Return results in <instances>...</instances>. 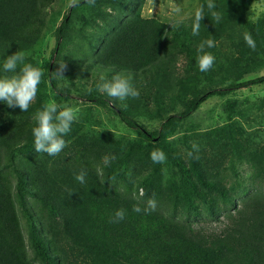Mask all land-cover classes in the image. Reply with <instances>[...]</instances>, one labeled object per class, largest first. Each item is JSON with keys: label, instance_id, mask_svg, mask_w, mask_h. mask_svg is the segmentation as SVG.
Here are the masks:
<instances>
[{"label": "trees", "instance_id": "trees-1", "mask_svg": "<svg viewBox=\"0 0 264 264\" xmlns=\"http://www.w3.org/2000/svg\"><path fill=\"white\" fill-rule=\"evenodd\" d=\"M145 1L95 0L93 5L78 0L55 32L54 54L61 55L62 42L76 24L81 26V37L89 40L86 26L104 22V31L92 37L94 44L89 43L96 57L86 69L98 67V76L103 73L111 78L130 72L139 93L143 86L148 92L127 102L111 99L96 87L88 89L86 82L77 88L81 82L74 80L72 62L63 73L66 85L52 75L58 64L46 61L40 51L48 11L55 0H0V76L11 75L4 72L3 64L17 51L25 54V63L44 72L27 112L0 101V264H264V192L242 190L238 204L239 185L210 179L192 147L188 153L193 155L185 160L170 144L183 123L207 100L264 84L263 76L221 88L226 75L237 70L235 65L215 70L219 63L215 58L206 73L209 86L198 89L205 72L195 61L198 46L207 39L226 38L233 48L244 51L245 32L252 35L256 50L264 53V15L256 22L247 18L249 8L258 0H213L214 10L222 15L219 23L207 8L208 0H199L204 19L195 36V15L188 22L168 25L143 16ZM205 50L216 55L215 47ZM175 51L190 59L195 75L183 80L181 89L194 96L182 111L168 115L163 94L174 73L171 58ZM191 67L187 72H192ZM214 70L222 74L217 80ZM245 73L247 70L241 76ZM74 90L81 101L72 98ZM49 100L61 106L81 103L84 107L64 137L67 146L56 156L37 152L32 133L36 111ZM225 106L231 120L226 137L236 142L239 158L231 165L248 157L255 162L253 168L264 174V144L256 139L261 135L258 127L249 124L248 130L236 121L237 99H227ZM101 108L127 127L123 133L117 135L102 127ZM156 120L159 125L148 130L146 122ZM246 142L249 146L256 143L255 150L245 147ZM197 145L201 149L205 144ZM158 149L166 155L163 163L151 159ZM132 163L147 166L145 174H131ZM81 170L87 173L83 184L75 179ZM12 178L15 183L11 185ZM151 198L157 206L146 213L143 209ZM134 205L142 211H133ZM121 208L126 211L125 218L111 222ZM20 215L26 220L27 236ZM201 217L212 221L223 218L224 223L219 229L204 230L195 223Z\"/></svg>", "mask_w": 264, "mask_h": 264}, {"label": "rangeland", "instance_id": "rangeland-1", "mask_svg": "<svg viewBox=\"0 0 264 264\" xmlns=\"http://www.w3.org/2000/svg\"><path fill=\"white\" fill-rule=\"evenodd\" d=\"M128 1L134 2L135 0ZM137 1L139 2V0ZM68 5L69 0H55L52 7L49 9L47 28L44 29V40L40 51L41 55L45 57L46 61L53 60L54 62L56 60L58 66L60 63H65L67 66L72 62V75L75 76L74 80L81 82L80 85H76V87H84V83L86 82V87L88 89H94L96 87L99 90L98 85L111 80V77H106L103 73L98 76L95 72L98 67L95 69L90 68L88 70L86 68L90 64V60L96 57V51L91 50L89 43L92 41L94 44L95 41L92 40V37L104 31L102 28L104 22H100L94 27L89 25L86 26V35L89 40L81 37L79 32L81 26L76 24L71 33L66 37V41L62 42L64 48L61 52L62 54H54V49L56 47L55 32L63 17L68 14L71 8ZM177 6L180 7L181 11L179 14H174L172 10ZM198 9L199 0H146L144 3L143 16L155 17L168 25H172L176 21L188 22ZM263 15L264 0L253 2V5L247 12V18L251 22H256ZM256 49L257 47L255 50L251 49L247 44L244 46V51L241 49H235L226 38H221L215 42V58H217L219 62L218 64H215V70L227 68L229 65H235L234 69L237 70L234 74L226 75L227 78L220 86L221 88H226L232 82L235 84H242L264 76V53H261L262 51ZM65 58L68 59L65 61ZM197 58L195 60L196 67L198 66ZM172 59L174 73L169 77L168 83L165 87L166 93L163 94V101L165 102L163 107L165 110L167 109L168 115L182 111L184 105L189 100H192L194 96L191 93L183 92L181 89L182 81H188L192 75H195L193 67L189 66L190 59L188 55L186 53L178 54V52L175 51L171 60ZM82 61H85V63H82ZM189 67L192 68L191 73L187 72ZM234 69L231 68V70ZM245 70H247V73L241 76ZM209 71L202 74L198 89L204 85L209 86L210 80L206 75ZM221 76L222 74L220 72L215 71L216 80ZM78 78H83V80ZM60 80L62 85H66V75ZM139 89L141 90V85L139 86ZM145 92H148V90L144 89L143 86L140 93ZM78 95L79 94L74 90L72 98L81 101V99H77L79 98ZM227 99L238 100L239 110L237 109L238 112L236 114L238 115L236 116L237 118H235L236 121L242 122L246 129L249 128V124L258 127L257 131L260 132L261 135L259 137L256 136V139L260 144H264V84L236 89L233 94L218 96L207 100L199 110L192 114L183 123L179 133L171 140L170 144L173 149H178L177 152L186 160L189 147H192L193 143L197 144L203 141L205 145L199 149L197 154L204 166V171L210 179H222V181L226 182L228 186L233 183L236 184V187L239 185L240 188H237V192L239 193V195H237V202L240 204L243 198V196L240 195L242 194V190H247V192H250L251 194L260 190L264 192V174L261 169L256 170L253 168V163L255 162H252L250 160L251 158L248 157L243 158L242 161L238 160L234 165H231L232 161L239 158L235 155L237 148L236 142L226 137V132H229L227 129L229 126L228 124L231 123V120L226 116L227 111L225 102ZM130 100L131 98H128L125 101L130 102ZM145 101L153 103L149 100ZM71 107L78 108L79 112L84 109L81 103H74ZM99 116L101 123H103L102 127L104 126V129L106 130L116 131L117 135L121 134V132L123 133L127 128L124 124L118 123L116 115L111 113L108 109L101 108ZM158 125V120L148 123L146 122L145 124L148 130L156 128ZM241 138L243 140L242 136ZM221 141H227V143L220 144ZM244 146H248L251 151H254L256 143L249 146L248 142H246L244 143ZM146 168L147 166L143 167L141 164L136 166L132 163L130 165V173L139 174V176H141L142 174H145L144 171H146ZM13 183H15L14 178L11 180V185ZM20 221L25 236H27L26 220L21 215ZM195 223L199 228H203L204 230H213L221 228L224 219L221 218L218 221H212L208 218L201 217L199 222ZM30 255L32 254L30 253Z\"/></svg>", "mask_w": 264, "mask_h": 264}, {"label": "clouds", "instance_id": "clouds-1", "mask_svg": "<svg viewBox=\"0 0 264 264\" xmlns=\"http://www.w3.org/2000/svg\"><path fill=\"white\" fill-rule=\"evenodd\" d=\"M89 4L95 3V0H87ZM78 0H69V7L77 6ZM207 8L211 11L212 18L219 23L222 19L221 13L215 11L216 4L213 0H208ZM174 14H179L181 9L179 6L173 10ZM204 19L203 6L195 13L193 22V35H199L200 21ZM243 39L246 44L253 50L256 48V42L252 35L248 32L243 34ZM215 47V42L212 39L202 41L198 46V67L201 72H207L212 69L215 56L205 49ZM25 54L17 51L8 55L4 64L3 70L11 75L0 76V101L6 103L11 108L18 107L21 112H27L32 102L37 96L39 85L42 82L44 72L40 67H36L31 63H25ZM19 66V70H18ZM65 63H60L52 75L56 78H64ZM133 76L130 72H121L115 74L111 80L98 85L100 91L114 100H126L128 98H138L140 93L134 87ZM62 109V110H61ZM78 108L68 105H58L55 100L46 102L42 109L36 111L34 120L36 126L32 129L34 136L35 150L39 153L43 152L49 156L58 155L66 146L64 137L71 131L72 124L77 119ZM192 148L195 152L199 151V145L193 143ZM189 156L193 152L188 153ZM197 159L199 157H196ZM112 160L115 156L111 157ZM151 159L154 163H163L166 160V155L162 150H154L151 153ZM105 163H109V158H104ZM86 171L81 170L75 175V179L81 184L85 183ZM143 195V190H141ZM156 200L151 198L147 201V207L144 212L150 213L156 209ZM133 211L140 213L142 209L134 205ZM126 216L125 209L121 208L115 212V216L111 222H120Z\"/></svg>", "mask_w": 264, "mask_h": 264}]
</instances>
